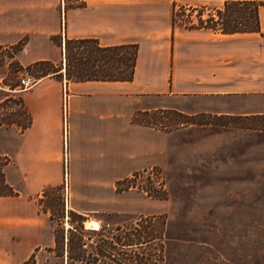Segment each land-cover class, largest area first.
<instances>
[{
    "label": "crops",
    "instance_id": "0c3cea01",
    "mask_svg": "<svg viewBox=\"0 0 264 264\" xmlns=\"http://www.w3.org/2000/svg\"><path fill=\"white\" fill-rule=\"evenodd\" d=\"M76 1L82 6L65 0H0V46L24 39L14 54L23 69L36 62L58 69L17 92L31 123L20 134L13 168L9 163L4 168L8 183L15 169L26 189L34 188L31 193L46 185L64 187L66 212L104 210L122 178L166 161L171 133L132 122L134 112L177 108L187 97L212 95L247 96L251 102L242 111L264 115V5L257 8L258 31L220 33L172 26L171 2L217 8L226 0ZM81 38L96 39L100 46L136 43L132 79L66 80L64 39ZM15 197L0 196V264H12L7 203ZM16 234L19 259L40 244L38 235Z\"/></svg>",
    "mask_w": 264,
    "mask_h": 264
},
{
    "label": "rangeland",
    "instance_id": "374dc122",
    "mask_svg": "<svg viewBox=\"0 0 264 264\" xmlns=\"http://www.w3.org/2000/svg\"><path fill=\"white\" fill-rule=\"evenodd\" d=\"M173 6L176 27L187 24V17L195 23L199 6H205L201 10L204 19L215 8L177 1L171 2V10ZM43 19L48 23L47 15ZM7 55L6 49L0 50V98L18 96L23 90L18 87L21 75L28 74L31 84L50 69L47 63L28 69L19 66L12 78L13 65ZM249 102L247 96L199 95L185 98L177 108L134 112L133 122L171 133L166 161L138 171L135 177L122 178L112 198L107 197L111 203L104 210L66 212L64 187L46 185L31 193L34 188L28 191L23 175L13 169L9 183L17 197L7 203L13 219L12 264H113L94 249L103 247L100 239L108 240L105 246L110 242L117 247L114 241L119 231L133 233L140 241L148 239L151 231H161L160 240L134 248L141 256L161 245L159 264H264V115L242 111ZM8 104L2 113L17 111V105ZM158 109L165 111L154 113ZM19 140L16 128H0V153L10 157L8 168H13L11 157ZM60 175L66 176V164ZM88 216L92 220L86 221ZM84 225L97 230L91 233ZM67 230L75 237L83 232L78 260L66 258ZM17 231H24L28 239L39 236V246L22 259ZM111 253L112 259L118 258Z\"/></svg>",
    "mask_w": 264,
    "mask_h": 264
},
{
    "label": "trees",
    "instance_id": "16d2710c",
    "mask_svg": "<svg viewBox=\"0 0 264 264\" xmlns=\"http://www.w3.org/2000/svg\"><path fill=\"white\" fill-rule=\"evenodd\" d=\"M82 4L83 2L80 1L76 6H82ZM259 5H264V2L257 0H226L220 7L214 8L213 14L209 12L205 19L201 16V10L205 6H199V12L197 11L196 14V22L194 23L187 17V24L182 25V27L187 29H206L212 32L220 33L256 32L259 30L257 17V8ZM174 6L171 10L170 16L172 26L174 25L176 18V10L174 9ZM194 8L195 7H190V9ZM23 43L24 40L18 41L16 44L8 47L10 50L0 46V50L6 49V53H8L7 57L13 65V69H10L12 78H16L17 75L15 71L21 69V67H19L20 65L17 64V61L14 58V54L17 50H19ZM136 52V43L100 46L98 45L96 39L93 38L64 39L63 71L65 79L75 82L90 80L130 81L133 77ZM42 63L47 62H36L32 64L31 67ZM57 70L58 69H54V67L50 65V69L46 72H54ZM44 74L45 72L41 74V76ZM9 102L18 106L17 111L14 110L11 111V113H2L4 108H9ZM153 111L154 113H162L165 109ZM142 112L146 114L148 111ZM21 115H23V119L20 118ZM30 123V115L19 94L18 96L13 97L12 95H5L0 98V128L14 127L21 134L30 126ZM134 123L149 126L144 122L134 121ZM9 161L10 157L0 153V196H13L16 194L12 186L6 181L4 175V168ZM145 171L148 172V170ZM136 175H138V171L131 174L132 177H135ZM69 213L73 212L69 211ZM81 219L84 218L81 217ZM66 232L67 234L65 236L64 248L66 258L78 260L77 258L82 257V251L80 249L82 243H80V237L83 235V232H79V237H75L72 231L67 230ZM90 232L94 233L96 230H90ZM127 232L128 231H119V233L115 236L114 242L117 247H115L112 243L110 244V242L107 246H105V243L108 240L106 241L105 239L104 241V239H100L103 247L101 248L100 245L97 246V249L94 247L96 255L107 258L110 263L113 264H156V262L159 264L158 259L161 251V245L154 250H149L147 248L148 250L145 251L144 254L142 253L141 256L137 255L134 248H136V245H140L141 243H151L153 240H160L162 232L151 231L149 238L143 241L136 239L133 233ZM136 240H138V242ZM106 249H109L110 252L106 251ZM111 250L115 252L114 254L118 255V258H111L114 256L112 255ZM60 252L62 253V248Z\"/></svg>",
    "mask_w": 264,
    "mask_h": 264
},
{
    "label": "built area",
    "instance_id": "2783aa9c",
    "mask_svg": "<svg viewBox=\"0 0 264 264\" xmlns=\"http://www.w3.org/2000/svg\"><path fill=\"white\" fill-rule=\"evenodd\" d=\"M29 75L28 74H25V75H21L19 78H18V81H19V84H18V87L20 88H26L30 85V79H29Z\"/></svg>",
    "mask_w": 264,
    "mask_h": 264
}]
</instances>
